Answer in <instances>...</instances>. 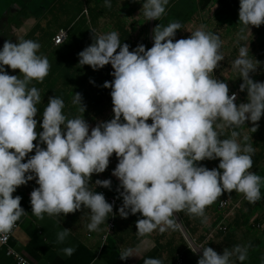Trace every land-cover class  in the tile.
<instances>
[{"label":"clouds","instance_id":"1","mask_svg":"<svg viewBox=\"0 0 264 264\" xmlns=\"http://www.w3.org/2000/svg\"><path fill=\"white\" fill-rule=\"evenodd\" d=\"M168 2L142 0L144 16L159 19ZM105 4L111 7V0ZM238 12L242 25L259 26L264 23V0H239ZM181 28L179 21L157 24L153 45L140 43L132 50L121 43L115 30L93 36V42L78 53V63L94 69L111 63L114 79L105 80L104 86L111 88L114 115L91 128L84 117L68 118L64 100L55 95L48 98L39 121L42 130H38L40 94L29 82L44 79L49 60L38 52L39 41L23 36H16V42L4 41L0 48V231L10 230L24 214L22 197L13 192L33 178L38 184L30 192L34 215L43 219L45 213L67 214L83 206L90 210L87 228L99 230L109 213L114 215L113 204L90 187V180L93 173L107 168L113 153L118 163L112 172L123 189L119 214L141 213L136 220L141 236L175 228L174 210L203 217L205 207L225 190L243 193L249 202L261 199L264 177L249 171L255 148L240 143L235 130L264 114V81L249 75L260 61L249 57L247 45L240 46L232 66L243 78L240 89L247 90V99L237 102L226 81L212 75L224 59L220 36L200 26L190 36L174 40ZM243 33L242 27V40L246 39ZM5 65L18 68L23 76L9 74ZM73 103L85 111L81 93L75 92ZM225 127L233 128L228 137L222 135ZM205 158H220L218 166L197 163ZM94 183L111 187L110 178H97ZM68 234L67 227L58 230L57 241L62 243ZM188 245L193 252L202 247L197 264H234L232 257L242 262L248 254V246L241 244L225 247L222 253L191 240ZM62 251L71 255L75 248L68 245ZM133 254L138 253L132 248L119 253L121 259ZM143 264H163V260L144 257Z\"/></svg>","mask_w":264,"mask_h":264},{"label":"crops","instance_id":"2","mask_svg":"<svg viewBox=\"0 0 264 264\" xmlns=\"http://www.w3.org/2000/svg\"><path fill=\"white\" fill-rule=\"evenodd\" d=\"M216 1L222 3L227 0H198L201 10L196 16L195 24L201 25L205 18L211 17L214 19L213 8L216 6ZM210 8L212 10L209 11ZM29 11L35 12L30 9ZM10 12L4 15V18L9 17V19L6 18L7 23L0 28V48L3 47L1 38L3 27L8 24H16V27L20 23L23 24L22 20L19 19L24 14L22 8L18 10L13 8ZM48 12L56 18L55 22H58L60 15L69 17L70 20L61 27L67 28L69 31L79 25L82 18V30L90 29L93 33L99 35L98 28L101 27L105 28L104 30L107 32L115 30L119 34V25H121L133 34V48L137 44L148 43L149 35L147 37L145 33L148 32L150 19L144 16L142 0H111V7L106 6L105 0H57L55 7H52L51 11ZM31 15L36 17L34 14ZM91 16L93 21H91ZM84 20H86L85 24H83ZM212 26L215 30V19ZM106 27L108 30H106ZM33 29H35V35L31 39L42 40L45 34L44 40L46 42L49 40L51 47L56 49L66 43L65 41L60 45H55L52 35L50 36L49 31L44 28L41 19L36 21L24 35V38H28L27 35ZM5 69L8 73L13 70L7 65H5ZM37 81L39 80L35 82ZM39 94L40 100L37 103L38 113L36 118L38 119L37 129L42 130L39 126V121L42 120L41 115L48 98L56 95V92L41 90ZM70 107L69 105L65 106L66 112L69 111ZM253 124L258 125L256 129L254 128L255 137L253 139L246 136L242 125H238L242 133L240 141L243 144L250 143L255 148L252 155V168L249 171H254L264 177V114H262L259 121L253 122ZM228 132L227 130L224 136ZM244 137H247V140ZM37 142L38 138L34 141V144ZM41 146L46 145L42 143ZM34 152L35 149L28 155L30 156ZM109 160V165L103 172L93 173L91 176L90 187L98 192H101V188L94 183L97 178H110L111 184L119 183V178L112 172V169L118 163V157L113 153ZM210 160L212 159L205 158L197 163L209 167L208 162ZM35 187H38V184L36 179L33 178L26 184L17 186L13 192V196L20 195L22 197L20 204L25 212L14 223L16 230L9 241V247L24 255L31 264H87L91 255L92 259L88 264H143L144 257L160 258L163 260V264H178L176 259L180 253L184 254L187 264H197L198 262L201 254L191 250L188 245L189 241L177 221L175 228H168L163 233L159 230H153L141 236L137 232L136 225V220L140 218L141 213L133 214L129 212L127 217L119 214V207L123 202L122 197L117 208L116 228L105 238L111 217L110 213L109 217L99 225V230L92 231L87 228V224L90 222V210L83 206L81 209L67 214L49 215L45 213L43 219L34 215L30 203V192ZM260 191L261 199L253 203L245 199L243 193L234 189L231 192L225 190L212 204L205 207L203 217L190 214L186 209L178 211V214L195 243L211 246L218 253H222L225 247L231 249L236 244L247 245V258L241 262L232 257L234 264H262L264 262V183H262ZM111 193H113L111 188L108 194L103 193L108 201ZM223 198L230 200V205L226 208L219 206ZM63 227L69 228V234L61 243L57 241V232ZM68 245L75 248L71 255H66L62 251ZM126 248H132L138 254L121 259L119 253ZM200 248L202 249V247ZM0 264H18L12 256L7 254V247L1 244Z\"/></svg>","mask_w":264,"mask_h":264},{"label":"rangeland","instance_id":"3","mask_svg":"<svg viewBox=\"0 0 264 264\" xmlns=\"http://www.w3.org/2000/svg\"><path fill=\"white\" fill-rule=\"evenodd\" d=\"M36 1L37 0H32L31 3H34V5L28 7L30 10H34L35 12L32 11L30 12L28 8L21 6L23 5V2H25V0H0V28L5 23H7V19H9V17H6L7 19L4 18V15H7L10 12V10L11 11L13 10V8L16 10L22 8V12H24L25 14V15L22 14L19 17V19L22 20L23 24L21 25L20 23V25L17 26L18 28L16 27V24H11V25L8 24L3 27L2 37H1L2 45L5 40H11L12 42H16L17 41L16 36L24 37V35L29 31V29L36 23L38 19L42 20L44 28L47 31H49V34L50 36L52 35V37L53 34H55L58 29H60L68 22V20H70V18L67 17L66 15H60L58 17V22H55L56 18H54V16L51 13H49L43 5L36 7L37 6ZM10 13L13 14L14 12H10ZM31 14L36 15V17H33ZM213 23H214V19H212L211 17L205 18L204 21L201 22V25L192 22L181 33L180 38L190 36L191 31L200 26H203L206 31L217 33L222 41L220 52L222 53L224 59L219 62L217 68L214 69L212 75L218 79L226 81L229 87V93L234 91L239 92V97L237 102L246 101L247 90L240 89V84L243 82V78L240 77L239 72L233 68L232 62L238 56L240 46L247 45L249 57L252 58L254 62L256 61V59L260 61L256 69L254 71H251L249 75L254 80L264 81V31L262 30L261 32L259 30V26L256 25L244 26L242 24L237 30L229 29V27H226L224 29L216 28L215 30H213L214 29L212 26ZM242 27L244 28L243 34L246 37V39L243 40L240 39V35H239L240 29ZM104 29L99 27L98 28L99 33L100 34L106 33L107 31H105ZM106 30H108L107 27ZM145 34L148 37V33ZM52 37L50 38V42L52 40ZM39 43L41 47L38 50V52L40 54L47 56L49 63L52 65L53 62L57 60V56L59 53L58 50L56 48L51 47V45L49 44V40L46 42L44 38L42 40H39ZM47 44L49 45V47H47L48 46ZM144 45L147 47V43H145ZM76 65L81 67V73L77 77L79 79L86 78V86H91V84L93 83L91 81H93V78L96 75V73L100 72L103 69L102 67L94 69L92 68V66L88 64L80 65L78 63ZM108 68L109 71L107 73V76H109V78L111 79H114L112 75V72L114 70L110 62L108 63ZM9 74H18L21 77L23 76V73H20V70L18 68L11 70ZM59 74L60 73L57 72V74L55 75L53 84L45 83L41 90L44 91V90L56 89V88H58V90H63L69 96V100H71L70 105L77 106V110L79 111L78 116L84 117L85 120L88 121L90 128L92 126H95L101 120H108L112 118V116L114 115L112 99L108 100V102L106 103L105 112L102 115L98 116L96 113H94L92 108L87 104L88 99L83 96L82 94L83 91L81 92L77 90V83L71 86H67L62 80L61 74L60 75ZM35 81L36 79L31 80L29 82V86L30 84L33 85ZM75 92L81 93L82 103L85 106L84 112L80 110L81 109L80 104L73 103V97L75 95ZM148 122L149 123L151 122V118H149ZM241 125L244 127V133L246 134V136L250 139H253L255 137V129L253 127L254 126L253 121L246 120L245 123ZM230 128L231 127H225L222 130L223 137H225L224 134L227 132V130L229 131ZM238 141L242 143L239 139ZM219 159L220 158L210 160L208 162V166L210 168L217 166V164L219 163Z\"/></svg>","mask_w":264,"mask_h":264},{"label":"trees","instance_id":"4","mask_svg":"<svg viewBox=\"0 0 264 264\" xmlns=\"http://www.w3.org/2000/svg\"><path fill=\"white\" fill-rule=\"evenodd\" d=\"M57 0H37V6L43 5L48 11H51L52 7H55V3ZM32 0H25L23 2V7H29L34 5L31 3ZM214 9V19H215V26L216 28L224 29L229 27V29L237 30L241 23L239 22V0H227L224 2L216 1ZM200 4L198 0H169L168 4L166 5L165 13L158 19H155V26L157 24L164 26L167 25L171 21H179L182 25L181 29L176 30V36L173 38L178 39L183 32V30L191 23L196 21V16L200 13ZM212 8L209 9V11ZM91 21H93V17L91 16ZM86 20H84L83 24H85ZM149 28L148 26V35H149ZM119 39L121 43H128L130 46V50L133 49V34L125 30L124 27L119 25ZM259 30L262 32L264 31V23L259 25ZM35 29H33L28 35V38L34 37ZM97 35L92 32L90 29L82 30V18L80 20L79 25L72 28L69 31V37L66 40V43L60 46L58 50L57 60L50 64V68L48 74L44 77L42 81H37L33 85L41 91L43 85L45 83L53 84L54 77L59 72L61 74L62 80L64 81L65 85L71 86L77 83V90L83 91L82 94L86 97L87 104L92 108L94 113L98 116L102 115L106 110V103L108 100H111L112 97L110 95L111 88L104 86L105 80H113L107 76L109 71L108 63L105 64L100 72H97L93 78L95 83H92L91 86H86V78L79 79L77 76L81 73V67L77 66L80 57L78 53L87 45L93 42V36ZM45 34L43 38L45 39ZM147 47H150V40L148 37ZM119 51V49H117ZM59 74V75H60ZM30 84L29 87L33 86ZM49 91L56 92V96L61 97L64 100V108L63 112L68 118H73L78 116L79 111L77 110V106L70 105L71 100H69V96L63 91L56 89H48ZM110 95V96H109ZM55 96V95H54ZM48 103V101L46 102ZM45 103V104H46ZM71 106L69 111L66 112L65 106ZM83 115V114H82ZM233 128L231 127L228 134L225 137L230 136ZM235 130L240 133L237 139L242 138V133L240 132L239 126H235ZM92 259V255L87 261V264Z\"/></svg>","mask_w":264,"mask_h":264},{"label":"built area","instance_id":"5","mask_svg":"<svg viewBox=\"0 0 264 264\" xmlns=\"http://www.w3.org/2000/svg\"><path fill=\"white\" fill-rule=\"evenodd\" d=\"M85 11L87 12V10ZM68 37H69V30L67 28H60L58 32H56V34L53 36V42L55 45H60L64 43L68 39ZM58 40L60 43H57ZM234 92L237 94V100H238L239 92L237 91ZM232 93L233 92H230L229 94L231 95ZM97 186L101 188V192L104 194H108L110 188L113 189V193L109 194L110 195L109 202L113 204L114 215L110 213L111 217L108 222V228L105 236V238H107V236L111 234L113 230L116 228L117 208H118L119 200L122 198V196H120L119 193L123 189L122 186L119 185V183L111 184V187H105L102 185H97ZM229 205H230V200L228 198L221 199L219 204L221 208H226ZM15 230H16V225H13L12 228L8 231H0V244L2 246L7 247V254L9 256H12L18 264H31V262L24 255L14 250L13 248L9 247L10 238L12 237ZM176 261L178 264H187L183 253L178 254Z\"/></svg>","mask_w":264,"mask_h":264},{"label":"water","instance_id":"6","mask_svg":"<svg viewBox=\"0 0 264 264\" xmlns=\"http://www.w3.org/2000/svg\"><path fill=\"white\" fill-rule=\"evenodd\" d=\"M155 19L156 18H151L150 19V28H149V40H150V47L153 45L154 40H153V34H154V28H155ZM173 215L177 218L176 221L178 222L179 226L181 227L183 233L187 237L188 241H193L192 237L189 235L188 231L186 230L185 226L183 225V222L181 220L180 215L178 214V211L174 210ZM197 252L202 255V249L198 247Z\"/></svg>","mask_w":264,"mask_h":264},{"label":"flooded vegetation","instance_id":"7","mask_svg":"<svg viewBox=\"0 0 264 264\" xmlns=\"http://www.w3.org/2000/svg\"><path fill=\"white\" fill-rule=\"evenodd\" d=\"M25 8H28V7H25Z\"/></svg>","mask_w":264,"mask_h":264}]
</instances>
